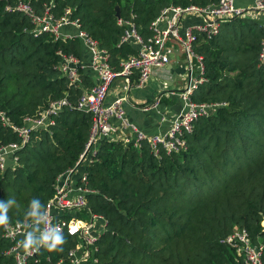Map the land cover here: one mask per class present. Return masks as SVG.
<instances>
[{"label":"trees","instance_id":"trees-1","mask_svg":"<svg viewBox=\"0 0 264 264\" xmlns=\"http://www.w3.org/2000/svg\"><path fill=\"white\" fill-rule=\"evenodd\" d=\"M20 1L56 16L69 8L118 70L121 59L138 51L137 45L120 42L119 17L132 12L146 39L167 6L205 7L218 0H0V111L16 125L63 97L75 103L83 91L57 69L61 54L83 58L80 39L35 36L31 18L15 9ZM196 34L194 50L202 56L203 71L191 99L226 105L199 117L179 152L154 154L147 143L136 148L111 139L92 145L94 153L78 166L86 175L81 184L92 191L75 215L105 219L95 264H240L221 240L234 227L245 229L253 242L264 240V64L259 60L264 27L238 16L221 22L210 38ZM91 126L89 112L64 106L48 129L31 133L17 163L0 170V215L6 221L0 225V264L15 261L14 241L4 236V225L42 214L56 178L80 160ZM15 140L16 133L0 121V144ZM58 235L66 241L62 250H47L52 240L42 243L26 264L66 261L79 240Z\"/></svg>","mask_w":264,"mask_h":264},{"label":"built area","instance_id":"built-area-1","mask_svg":"<svg viewBox=\"0 0 264 264\" xmlns=\"http://www.w3.org/2000/svg\"><path fill=\"white\" fill-rule=\"evenodd\" d=\"M238 1L218 0L205 7L167 6L151 23L150 28L153 34L146 39L137 31L132 12L127 18L119 17L118 23L124 26L120 42L133 43L138 46V51L135 55L121 59L118 70L112 68L107 50L81 30L79 20L71 17L69 8L56 16L47 9L42 13L37 12L29 2H18L15 9L23 11L31 18L34 25L31 32L35 36L46 32L53 35L55 39L79 38L90 54L89 67L98 81L84 88L80 76L84 66L83 60L73 54H61L57 69L71 85L82 86V93L73 104L66 97L51 102L35 115L25 116L20 125L12 123L9 117L0 111L2 124L11 127L17 135V140L0 144V170L14 166L18 161L19 151L25 147L31 133L38 129H48L54 123V116L64 106L89 112L92 117L89 141L80 156L81 158L86 153L82 161L90 151L94 153L92 145L100 139L121 140L136 148L142 143H147L154 154H159L160 149L167 153L185 149L187 144L185 134L193 130L194 122L201 116L209 115L215 107L226 105L224 102H195L191 99L192 92L202 80L201 77L199 80L191 77L194 60L199 64L201 74L203 71L202 56L194 50V43L198 41L196 33L203 32L207 38H210L217 34L221 22L238 16L257 19L264 27V20L258 17L259 13H264V0H244L249 2L246 5L239 4ZM192 12L204 16L205 23L182 27L181 16ZM162 21L165 26L160 28L159 23ZM65 25H72L77 31L63 32L62 27ZM169 38L177 41L183 49L190 70L189 80L185 89L179 94L183 101L182 108L171 119L169 129L164 133L147 134L126 117L122 107L126 95H119L108 103L105 99L110 85L116 78H123L122 90L128 91L132 86L144 84L153 68L163 67L171 53V47L167 45ZM259 60L264 64V39L261 40ZM114 121L119 124L115 125ZM80 164L77 163L76 167L56 178L54 195L47 201L38 218L30 222L17 221L4 225V236L14 241L10 249L15 259L14 264H26L27 259L35 254L40 244L50 242L52 234L58 235L62 232L76 236L79 242L75 248L69 250L66 261L60 260L56 264H80L81 261L88 260L95 264V243L105 228V219L100 214L93 213L86 218L75 215V212H80L86 207V194L92 191L81 184L86 181V175L84 171L78 170ZM67 215L70 216L67 218ZM33 225L40 227V243L20 251L21 243L18 237ZM57 229L62 232H58ZM45 235L49 236L48 241L44 240ZM221 241L239 257L240 264H264V240L253 242L245 229L234 227L233 231Z\"/></svg>","mask_w":264,"mask_h":264},{"label":"crops","instance_id":"crops-1","mask_svg":"<svg viewBox=\"0 0 264 264\" xmlns=\"http://www.w3.org/2000/svg\"><path fill=\"white\" fill-rule=\"evenodd\" d=\"M239 4H249L244 0H239ZM258 17L264 20V13H259ZM205 17L195 12L187 13L181 16L180 23L182 27L198 26L204 24ZM165 23H159L163 28ZM63 32L75 33L77 29L72 25L62 27ZM167 45L171 47V53L168 62L163 67L152 69L149 78L141 86H132L128 91L122 90L123 78H116L110 85L105 102H111L119 95H126V100L122 103L126 117L137 125L147 134L164 133L170 127L171 119L179 113L183 101L180 97L186 85L188 84L190 70L187 60L180 44L172 38L167 39ZM84 47L83 68L81 69L82 86L88 88L98 81L97 76L89 67L90 54ZM191 77L199 80L201 70L199 64L194 60L191 71ZM157 101V103H156ZM115 125L119 123L114 121ZM40 227L33 225L28 227L18 239L21 243L20 251H24L30 246L40 243ZM31 240L32 243L25 247V244ZM63 264V263H62ZM80 264H92L91 260L81 261Z\"/></svg>","mask_w":264,"mask_h":264},{"label":"clouds","instance_id":"clouds-1","mask_svg":"<svg viewBox=\"0 0 264 264\" xmlns=\"http://www.w3.org/2000/svg\"><path fill=\"white\" fill-rule=\"evenodd\" d=\"M5 222H6L5 217L3 215H0V225H3ZM57 231L62 232L59 229H57ZM51 239H52V242L50 244H47V246L45 248L49 251L62 250V248L60 246H62L66 242L64 239V236L61 237L60 235L52 234ZM44 240L48 241L49 236L45 235ZM31 243H32V241L28 240V242L25 244V247H28V245ZM36 251H39V250H36Z\"/></svg>","mask_w":264,"mask_h":264},{"label":"water","instance_id":"water-1","mask_svg":"<svg viewBox=\"0 0 264 264\" xmlns=\"http://www.w3.org/2000/svg\"><path fill=\"white\" fill-rule=\"evenodd\" d=\"M115 15H116V17H119V8H118V6L115 7ZM85 154H86V153H84V155L80 158L78 164H80V163L82 162V160H83ZM94 234H95V233H94Z\"/></svg>","mask_w":264,"mask_h":264}]
</instances>
